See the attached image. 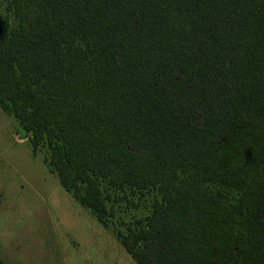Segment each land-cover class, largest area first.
<instances>
[{"label":"trees","instance_id":"1","mask_svg":"<svg viewBox=\"0 0 264 264\" xmlns=\"http://www.w3.org/2000/svg\"><path fill=\"white\" fill-rule=\"evenodd\" d=\"M0 107L137 264H264V0H1ZM0 264L4 262L0 258Z\"/></svg>","mask_w":264,"mask_h":264},{"label":"rangeland","instance_id":"2","mask_svg":"<svg viewBox=\"0 0 264 264\" xmlns=\"http://www.w3.org/2000/svg\"><path fill=\"white\" fill-rule=\"evenodd\" d=\"M30 141L19 121L0 107V258L4 264H137L117 234L150 214L156 193L112 194L108 204L114 217L112 225L104 227L50 171L45 163L47 148L34 153Z\"/></svg>","mask_w":264,"mask_h":264}]
</instances>
